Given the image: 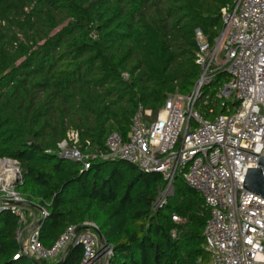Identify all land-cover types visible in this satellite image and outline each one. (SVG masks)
Masks as SVG:
<instances>
[{
	"label": "trees",
	"instance_id": "16d2710c",
	"mask_svg": "<svg viewBox=\"0 0 264 264\" xmlns=\"http://www.w3.org/2000/svg\"><path fill=\"white\" fill-rule=\"evenodd\" d=\"M231 1L0 0V158L19 165L16 191L25 216H36L19 224L10 208L0 210V264H82L74 243L50 260L19 254L17 231L38 223L49 247L70 225L88 229L84 222L96 225L111 250L107 264H210L203 236L209 211L183 170L159 204L157 172L101 158L82 169L56 153L75 131L80 150L105 154L108 135L125 138L138 106L157 113L168 95L192 92L200 75L195 32L213 43ZM226 107L237 103L222 106L213 94L206 105L195 103L208 120Z\"/></svg>",
	"mask_w": 264,
	"mask_h": 264
},
{
	"label": "built area",
	"instance_id": "2783aa9c",
	"mask_svg": "<svg viewBox=\"0 0 264 264\" xmlns=\"http://www.w3.org/2000/svg\"><path fill=\"white\" fill-rule=\"evenodd\" d=\"M220 22L213 43L200 30L195 32L200 75L192 92L168 95L157 113L138 106L125 138L115 131L108 135L105 154L80 150L75 131L67 132L56 154L79 163L82 169L101 158L157 172L164 183L159 204L171 194L175 176L183 170L184 180L199 192L209 211L203 236L210 264H264V198L242 188L246 169L256 167L258 157L264 155V0H232L222 7ZM220 68L225 78L212 86ZM211 94L222 106L233 101L237 107L233 111L226 107L227 113L205 119L195 103L201 98L206 105ZM0 199V210L10 208L23 224L25 213L17 210L23 199L16 186H10ZM171 219L183 221L175 214ZM84 225L88 229L81 231L68 226L49 247L31 228L19 254L50 260L72 242L82 248V264H107L111 250L101 246L94 223ZM176 234L171 231L172 236ZM17 238L21 240L20 229Z\"/></svg>",
	"mask_w": 264,
	"mask_h": 264
},
{
	"label": "water",
	"instance_id": "95a60500",
	"mask_svg": "<svg viewBox=\"0 0 264 264\" xmlns=\"http://www.w3.org/2000/svg\"><path fill=\"white\" fill-rule=\"evenodd\" d=\"M242 188L255 193L262 198H264V155L258 157L257 166L254 168H247L243 181ZM38 223L33 226L32 229H36ZM100 244L103 246V240L99 237ZM23 242H21L20 247L22 248ZM72 245V242L67 248Z\"/></svg>",
	"mask_w": 264,
	"mask_h": 264
},
{
	"label": "rangeland",
	"instance_id": "374dc122",
	"mask_svg": "<svg viewBox=\"0 0 264 264\" xmlns=\"http://www.w3.org/2000/svg\"><path fill=\"white\" fill-rule=\"evenodd\" d=\"M5 159L7 158H0V160H5ZM8 160L11 161L10 163H12L13 166L17 168V170L15 171L14 176H12L11 178L10 177L8 178L7 176H4L6 174V171L4 172L3 169H0V195H4L9 190L10 186H17L18 184L22 182V173H21V169L19 165L12 162L13 160L11 159H8ZM24 209L25 207L23 205L17 207V210L23 215H24ZM29 212L30 213H28L26 216L24 215L26 219L29 217V214L35 215V213L32 210H30ZM20 230H21V241L23 239L26 241L27 235H25V233L28 232L27 227L25 226L24 228H20Z\"/></svg>",
	"mask_w": 264,
	"mask_h": 264
},
{
	"label": "bare ground",
	"instance_id": "6f19581e",
	"mask_svg": "<svg viewBox=\"0 0 264 264\" xmlns=\"http://www.w3.org/2000/svg\"><path fill=\"white\" fill-rule=\"evenodd\" d=\"M0 169H3L4 172L6 171V174L4 176H7L8 178L10 176H14L16 168L13 166L12 163H10L9 161H0Z\"/></svg>",
	"mask_w": 264,
	"mask_h": 264
}]
</instances>
